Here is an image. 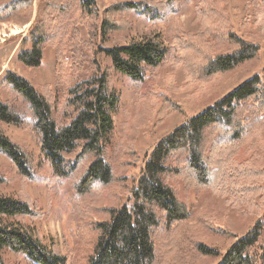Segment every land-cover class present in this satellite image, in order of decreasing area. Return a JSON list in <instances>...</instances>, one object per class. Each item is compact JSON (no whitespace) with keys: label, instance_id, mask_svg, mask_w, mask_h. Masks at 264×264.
<instances>
[{"label":"trees","instance_id":"16d2710c","mask_svg":"<svg viewBox=\"0 0 264 264\" xmlns=\"http://www.w3.org/2000/svg\"><path fill=\"white\" fill-rule=\"evenodd\" d=\"M189 1H197L200 7L205 3V0H159L157 6L143 2L111 5L104 11L99 32L107 36L123 30L126 24L117 17L127 13L138 14L151 23L164 24L172 52L181 60L183 58L182 61L191 59L190 67L197 78L231 72L257 57L259 47L235 37L222 10H207L208 17L214 15V18L203 30L204 34H186L177 22L176 6ZM38 5L29 31V49H22L16 57L26 69L40 66L43 49L50 42H54L58 51L62 46L73 47L72 33L67 30L69 26L86 25L97 19L93 0H40ZM72 6L76 10L71 15L68 12ZM32 10V0H15L0 10V21L25 23ZM58 19L62 20V26L57 25ZM25 42L24 39L22 44ZM224 48L227 52L218 54L217 51ZM101 53L109 59L115 73L139 88L164 63L167 50L157 38H149ZM187 54L190 59L184 57ZM1 86L26 105L29 117L25 119L0 100V123L27 128L37 140L52 178L74 182L80 244L93 236L85 264H153L154 232L162 222L170 229L186 224L189 219L188 211L176 200L167 182L176 179L188 187L215 189L218 186L212 182V160L222 154L234 156L242 148L251 151L264 128L263 70L261 77L244 81L162 139L149 155L136 185L127 191L130 196L127 204L102 207L97 199L102 198L103 202L109 199L110 191L105 190L113 186L124 190V182L114 176L106 160L112 142V114L119 99L108 88L105 75L96 68L94 76L68 90L67 107L74 115L67 125H58L52 119L53 104L49 95L37 93L26 80L6 73ZM148 104L146 113L154 108L151 101ZM0 155L23 179L37 182L29 157L2 135ZM236 173V182L241 177H264V171L254 166L240 165ZM232 178L230 176V180ZM243 188L249 201L262 191L255 183H245ZM32 216L26 204L0 198V253L7 251L31 264H68L66 257L50 251L18 221ZM95 218H99V222L94 223ZM263 231L264 224L256 222L244 237L230 246L217 264H264ZM205 256L208 255L205 253ZM0 264L5 263L0 259Z\"/></svg>","mask_w":264,"mask_h":264},{"label":"rangeland","instance_id":"374dc122","mask_svg":"<svg viewBox=\"0 0 264 264\" xmlns=\"http://www.w3.org/2000/svg\"><path fill=\"white\" fill-rule=\"evenodd\" d=\"M13 1L0 0V10ZM39 1L32 0L31 17L25 23L0 21V100L25 119L29 117L26 105L1 86L4 75L12 73L26 80L37 93L48 94L53 104L52 119L58 125H67L74 115L67 107L68 90L94 76L96 68L105 75L108 88L119 99L112 114V142L106 152V160L114 176L124 182V190L119 191L114 186L105 190L110 191L109 199L105 202L102 198L97 199L102 207L127 204L130 197L127 191L136 185L149 155L162 139L244 81L261 77L264 70L263 0H225L224 3L205 0L201 7L197 1H189L176 6L177 22L190 36L204 34L203 30L214 18V15L208 17L207 10L214 8L215 11H223L235 37L259 47L254 60L225 74L195 77L189 54L184 57L190 60L182 61L183 58L181 60L172 52L166 26L151 23L135 13L117 17L126 24L123 30L107 36L100 34L104 11L109 6L129 2L157 6L159 0H93L96 21L67 28L69 34L72 33L70 42L74 46H62L58 51L54 42H50L43 49L40 66L26 69L16 57L22 49H29V31L35 21ZM75 10L72 6L68 13L72 15ZM61 19L56 21L58 26L63 25ZM149 38H157L166 48L167 55L164 63L138 88L115 73L101 51ZM24 39L26 42L22 44ZM217 52L224 54L227 51L224 48ZM148 101L154 104V108L146 113ZM0 135L29 157L33 177L37 180L23 179L0 155V198L20 201L31 209V218L18 221L46 248L66 257L68 264H85L88 244L93 236L86 241L83 239V245L80 244L73 180L52 178L37 140L27 128L0 123ZM211 165L214 168L212 182L218 186L215 189L188 187L176 179L167 182L176 200L188 211L189 219L186 224L170 229L162 222L152 237L155 250L153 264H217L230 246L244 237L256 222L264 224V177H241L237 182L234 178L240 165L264 171V128L251 151L242 148L234 156H216ZM241 170L242 167L239 168ZM230 176H233L232 180ZM245 183H255L262 189L252 201L243 188ZM95 222H99V218H95ZM0 259L5 264H31L7 251L0 253Z\"/></svg>","mask_w":264,"mask_h":264}]
</instances>
